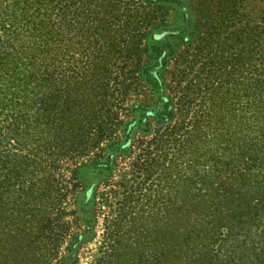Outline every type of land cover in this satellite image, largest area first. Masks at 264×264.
<instances>
[{
	"label": "rangeland",
	"instance_id": "obj_1",
	"mask_svg": "<svg viewBox=\"0 0 264 264\" xmlns=\"http://www.w3.org/2000/svg\"><path fill=\"white\" fill-rule=\"evenodd\" d=\"M48 5L60 27L54 81L42 80L44 56L37 95L29 102L31 90H22L21 119L10 115L19 110L14 104L0 113V264H57L69 255L83 226L72 216L71 196L60 193V178L68 181L72 164L95 159L120 140L113 124L128 118L116 108L107 72L116 60L107 36L110 7L104 0H25L27 19ZM50 102L56 130L45 117ZM184 111L181 126L136 141L132 155L100 178L106 181L96 189L95 224L77 243L75 264H184L196 228L212 239L200 264H231V239L241 237L236 250L264 264V243L240 230L243 222L264 220V59L202 87ZM245 259L237 263L249 264Z\"/></svg>",
	"mask_w": 264,
	"mask_h": 264
},
{
	"label": "trees",
	"instance_id": "obj_2",
	"mask_svg": "<svg viewBox=\"0 0 264 264\" xmlns=\"http://www.w3.org/2000/svg\"><path fill=\"white\" fill-rule=\"evenodd\" d=\"M24 2L0 0V113L14 104L19 110L9 112L16 121L21 119L20 107L25 106L27 99L22 90L28 87L31 90L29 102L37 95L35 88L41 82L39 73L45 64L44 56L49 64H45L47 76L42 80L53 83L50 69L60 34L52 6L34 9V15L27 19ZM104 3L111 9L108 40L116 48V60L107 68L116 85L113 90L117 93L116 101L120 102L119 107L114 104L113 107L123 109L128 118L117 119L113 124L121 134L120 140L108 142L95 159L72 164L68 181L60 178V193L66 189L71 196L72 216L78 218L83 230L74 235L69 255L57 264H75L77 243L92 232L95 224L96 189L106 181L100 178L113 174L118 158L130 157L136 141L156 139L181 126L184 108L194 102L202 87L208 90L228 71L233 76L254 59H264V0H104ZM67 11L64 9L63 17ZM64 36L66 44L70 38ZM11 89L17 92H9ZM132 94L138 97L132 99ZM53 104H46L45 117L50 121V129L56 130L51 117ZM82 202L85 206L81 207ZM57 210L61 216V208ZM240 230H251V240L264 243V220L243 222ZM196 231L189 236L184 264H200L209 256L205 248L212 242L211 237L199 235V228ZM245 239L241 237L242 242L231 239V247L235 248L229 257L231 264L249 258L236 250ZM245 260L249 264L255 261Z\"/></svg>",
	"mask_w": 264,
	"mask_h": 264
}]
</instances>
